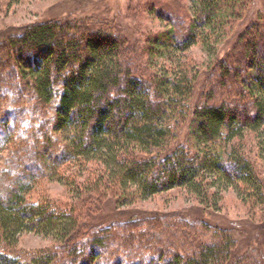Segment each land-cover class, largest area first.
I'll list each match as a JSON object with an SVG mask.
<instances>
[{
  "label": "trees",
  "instance_id": "16d2710c",
  "mask_svg": "<svg viewBox=\"0 0 264 264\" xmlns=\"http://www.w3.org/2000/svg\"><path fill=\"white\" fill-rule=\"evenodd\" d=\"M192 1L187 6L192 16L185 15L186 23L180 21L177 29L172 23L173 27L140 44L142 55L149 58L158 46L168 49L166 60L174 58V67L167 65L162 75L149 70L144 77L143 67L124 56L123 45L137 47L139 37L96 38L95 28L86 23L74 22L75 34L66 28L68 21L37 22L13 39L15 46L21 44L17 65L32 99L43 109L51 106L53 118L50 128L41 132L43 141L35 132L31 146L22 142L21 157L16 154L10 163L18 175L5 172L7 184L0 187V264H56L57 258L63 264H253L239 257L234 235L224 228L209 242L192 244L185 237L173 251L157 250L139 239L133 244L129 231L120 242L111 241L114 251H110L107 237L113 222L97 219L94 225L103 226L102 234L88 237L81 233L87 225L75 203L64 209L47 197L30 199L37 177L49 173L50 179L68 186L79 199L99 193L107 183L120 192L115 199L119 206L181 189L200 205L216 210L223 194L232 190L249 207L264 210V179L258 172H264V17H257L260 22L248 19L224 60L204 71L219 78L221 86L232 80L233 91H227L238 98L226 95L216 100L213 90L204 88L192 105L200 67L190 66L182 54L199 41L214 53L211 43L220 35V41L227 43L225 28L242 20L252 0ZM159 12V17L171 18ZM25 45L32 50L28 61L20 57ZM243 94L246 102L239 100ZM185 123L184 140L177 141ZM4 136L3 141L12 139L10 133ZM247 136L254 141L258 164L245 152ZM28 158L38 160L26 168ZM90 164H97L98 174L86 183L60 173L63 165L85 172ZM97 198L101 205V197ZM30 232L55 241L62 254L42 250L23 259L16 246ZM150 249L159 253L157 259ZM134 252L140 255L132 258ZM101 253L106 255L102 261ZM85 254L88 260L81 262Z\"/></svg>",
  "mask_w": 264,
  "mask_h": 264
},
{
  "label": "rangeland",
  "instance_id": "374dc122",
  "mask_svg": "<svg viewBox=\"0 0 264 264\" xmlns=\"http://www.w3.org/2000/svg\"><path fill=\"white\" fill-rule=\"evenodd\" d=\"M192 2V0H19L11 4L10 0H0V142H2L0 187L7 184L6 173L18 175V169L16 170L10 163L16 154L21 157L18 149L22 146V142L26 141L30 143L27 146H31L33 142L31 135L32 133L35 135V132L37 133L35 137L37 136L43 141L44 137L41 132L50 128L53 118L52 107L48 105L43 109L39 101L32 99L33 94L29 87H26V82L19 73L16 50L21 44L15 46L13 39L19 37L24 28L37 22L58 20L68 21L69 24L66 28L75 34L73 23L77 22L76 25H78L81 22L86 23L87 26L90 24L91 27L88 26L90 28H95L96 38L100 35L105 36V34L120 39L139 37V46L134 47V44L130 43L123 45L124 56L126 55L129 59L134 58L133 62L143 67L144 77L149 73V70L162 75L164 67L167 65L170 66L168 68L174 67L171 64L174 58L166 60L168 49L163 45L158 46V52L149 58L147 55H142L140 44L145 43L151 36H158L173 27L172 23H175V29L180 21L186 23L185 15L192 16V13H188L187 10V6L192 5ZM159 11L168 13L171 18L159 17ZM260 16L264 17V0H252L248 10L243 14L242 20L231 21V24L225 28L224 37L227 36L224 39L228 40L227 43L220 41L221 35L218 40L211 43L214 46L215 54L207 51L201 41L192 45L182 54L185 62L192 67H200L201 70L195 68V70L198 69V72L191 99L192 105L197 99L199 100V95L204 88L212 89L216 100L224 98L223 96L226 95H230L233 99L238 98L237 95L231 93L233 91L231 89L233 88L232 80L226 81L221 86L219 78L207 75L204 71L206 68L214 66L215 62L224 60L222 58L230 51L239 33L246 29L248 19H257ZM257 21L260 22L259 19ZM11 46H13V51ZM28 48V45H25L24 54L20 56L24 61L31 59L32 50ZM147 61H149V65H147ZM229 64L231 63L227 61L226 65ZM228 89L232 91H227ZM243 95L239 100L246 102L248 97L246 94ZM186 132L187 123L182 126L177 141H183L182 138ZM8 133L11 134L12 139L10 141L1 140ZM244 146L248 157L258 164L254 141L250 136L245 138ZM36 160L26 159L27 163L24 167L31 166ZM22 163L20 161L18 167ZM41 166L40 164L39 167L42 170ZM60 169L61 174L67 175L71 178L70 180L77 183H86L98 174L97 164H90L85 172H79L77 167L69 165H63ZM46 171L45 169L41 172L45 173ZM258 172L259 176L264 179V172L260 170ZM48 174L37 175L36 188L30 194V199L37 201L41 197H47L52 204L64 209L75 203L73 207H76L82 217L81 221H85L87 225L84 226L81 233L88 237L93 234H102L103 226L94 225L97 219L102 218L105 219L101 220L103 222H113L107 237L110 251H114L111 241L118 239L120 242L126 238L129 231L133 244L139 239L146 244H152L157 250L158 248L165 250L171 248L170 251H173L182 244L185 237L192 244L209 242L215 239V232L218 229L224 228L230 230L234 235L235 246L240 250L239 257L245 256L248 258L247 261L250 260L253 264H264V210L257 206L249 207L237 198L232 190L223 194L220 208L216 210L200 205L181 189H172L145 201L137 200L131 205L119 206L115 199L119 198L120 192L114 191L115 188L107 183L102 184L99 193L86 194L79 199L71 193L68 186L50 179ZM97 197H101V205L100 199L98 200ZM82 240L87 242L89 238L83 237ZM16 250L23 259L42 250L57 251V254H62V249L55 241L33 232L25 233L19 238ZM150 252L155 253L154 258L159 257V253L155 250L150 249ZM123 253L124 250L119 251L120 255ZM86 255L83 256L84 258L82 257L81 262L84 259L88 260ZM138 255L140 254L134 252L132 258ZM105 258L106 255L101 253L99 260L102 261ZM57 259L56 264H63V262L61 263L62 258ZM119 259L121 258L119 257ZM143 264H148V261Z\"/></svg>",
  "mask_w": 264,
  "mask_h": 264
}]
</instances>
